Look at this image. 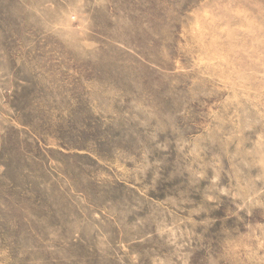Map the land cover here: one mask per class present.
I'll return each instance as SVG.
<instances>
[{"label": "rangeland", "instance_id": "rangeland-1", "mask_svg": "<svg viewBox=\"0 0 264 264\" xmlns=\"http://www.w3.org/2000/svg\"><path fill=\"white\" fill-rule=\"evenodd\" d=\"M0 264H264V0H0Z\"/></svg>", "mask_w": 264, "mask_h": 264}]
</instances>
